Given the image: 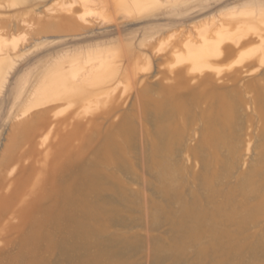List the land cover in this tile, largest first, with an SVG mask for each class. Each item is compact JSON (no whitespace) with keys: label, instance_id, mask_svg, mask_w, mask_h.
I'll use <instances>...</instances> for the list:
<instances>
[{"label":"rangeland","instance_id":"obj_1","mask_svg":"<svg viewBox=\"0 0 264 264\" xmlns=\"http://www.w3.org/2000/svg\"><path fill=\"white\" fill-rule=\"evenodd\" d=\"M120 1L0 0V264H264V0Z\"/></svg>","mask_w":264,"mask_h":264},{"label":"bare ground","instance_id":"obj_2","mask_svg":"<svg viewBox=\"0 0 264 264\" xmlns=\"http://www.w3.org/2000/svg\"><path fill=\"white\" fill-rule=\"evenodd\" d=\"M121 1H122V0H121ZM121 1H120V2H121ZM125 1H126V0H125ZM127 1H128V0H127ZM135 1L138 3V1H137V0H134V1H132V2H134V4H135ZM128 3H129V2H128ZM128 3H127V4H128ZM124 4L126 5V2H124ZM130 5H131V4H130ZM128 6H129V4H128ZM135 6H139V5L135 4ZM131 7H132V6H130V8H131ZM130 8H128V9H130ZM136 9H137V8H136ZM136 9H135V11H136ZM131 10H132V9H131ZM131 10H129V11H131ZM192 52H193V51H192ZM196 58H197V60H196V61H197V62H199V59H198V57H197V56H196ZM51 86H52V85H51ZM48 88H49V87H48ZM45 90H46V89H45Z\"/></svg>","mask_w":264,"mask_h":264}]
</instances>
